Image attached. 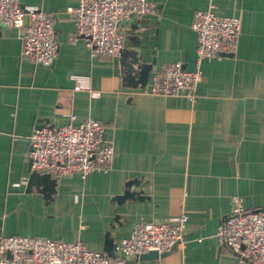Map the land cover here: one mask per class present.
Masks as SVG:
<instances>
[{
	"label": "crops",
	"instance_id": "1",
	"mask_svg": "<svg viewBox=\"0 0 264 264\" xmlns=\"http://www.w3.org/2000/svg\"><path fill=\"white\" fill-rule=\"evenodd\" d=\"M20 1L54 14L60 50L43 67L24 57L20 29L0 30V236L81 241L114 256L136 223L185 214L184 249L128 264H239L216 234L235 197L264 208V0L216 2L217 15L240 19L239 48L201 62L193 99L143 90L166 63L198 68L194 15L209 0H151L157 12L126 24L117 58L71 41L68 9L79 0ZM73 114L107 125L108 171L32 173V129L66 125Z\"/></svg>",
	"mask_w": 264,
	"mask_h": 264
},
{
	"label": "built area",
	"instance_id": "2",
	"mask_svg": "<svg viewBox=\"0 0 264 264\" xmlns=\"http://www.w3.org/2000/svg\"><path fill=\"white\" fill-rule=\"evenodd\" d=\"M217 1L209 0V8L194 15L198 68L189 71L181 62L166 63L155 71L151 86L144 92L193 99L202 79L201 62L236 55L241 21L235 16L217 15ZM157 10L151 0H79L77 6L68 9L75 26L70 39L73 43L83 39L94 57H121L126 24ZM54 19L53 13L24 7L20 0H0V30L20 29L24 57L43 67H52L59 55ZM107 132L103 122L94 118L77 122L75 114L63 126L36 125L29 136L31 172L59 178L108 171L115 149ZM187 221L184 214L170 222H138L131 235L116 246L114 256L91 250L81 241L1 235L0 264H128L129 257L141 259L151 252L161 256L184 249ZM216 237L238 257L239 264H264V208L247 209L241 198L235 197L233 209L221 221Z\"/></svg>",
	"mask_w": 264,
	"mask_h": 264
},
{
	"label": "water",
	"instance_id": "3",
	"mask_svg": "<svg viewBox=\"0 0 264 264\" xmlns=\"http://www.w3.org/2000/svg\"><path fill=\"white\" fill-rule=\"evenodd\" d=\"M147 74H148V71L147 70H145L144 72H143V75H144V79H146L147 78ZM160 255L157 253V252H151V253H149V254H147V255H145V256H143V258H149V257H153V258H155V257H159ZM162 256V255H161Z\"/></svg>",
	"mask_w": 264,
	"mask_h": 264
}]
</instances>
